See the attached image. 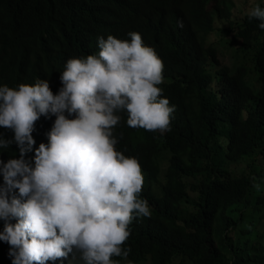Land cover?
I'll use <instances>...</instances> for the list:
<instances>
[{
  "label": "trees",
  "instance_id": "16d2710c",
  "mask_svg": "<svg viewBox=\"0 0 264 264\" xmlns=\"http://www.w3.org/2000/svg\"><path fill=\"white\" fill-rule=\"evenodd\" d=\"M230 1L0 0V86L15 88L41 78L56 94L65 62L98 54L101 36L130 39L128 32H138L161 58L164 83L159 87L170 106H176L171 131L130 128L126 112L119 113L122 119L114 130L121 137L117 150L139 160L141 196L151 210L150 217H136L129 225L127 259L134 264H173L175 259L264 264V244L254 238L257 225H264V175H237L232 168L252 161L250 169L258 156L264 160V30L248 15L232 20ZM257 4L264 7V0ZM217 20L227 26L216 30ZM215 30L222 36L235 32L239 53L253 51L258 90L248 83L246 63H220L214 44H208ZM54 120L41 116L36 121L35 147L48 142ZM0 133L13 137L10 129L0 128ZM19 155L15 143L0 149L5 162ZM247 221L252 228L243 227ZM3 225L0 220V232ZM237 227L243 242L233 239ZM8 253L9 245L0 241V264H12Z\"/></svg>",
  "mask_w": 264,
  "mask_h": 264
},
{
  "label": "clouds",
  "instance_id": "9594fccd",
  "mask_svg": "<svg viewBox=\"0 0 264 264\" xmlns=\"http://www.w3.org/2000/svg\"><path fill=\"white\" fill-rule=\"evenodd\" d=\"M248 16L264 30V7ZM127 36L98 37V54L69 58L56 94L41 78L0 86V128L13 132L0 133V149L15 143L20 152L0 160V241L12 264H120L113 257L128 258L129 225L151 216L139 160L117 150L114 130L126 112L130 128L171 131L176 106L159 87L164 65L155 49L138 32ZM41 116L55 120L48 142L35 147Z\"/></svg>",
  "mask_w": 264,
  "mask_h": 264
},
{
  "label": "rangeland",
  "instance_id": "374dc122",
  "mask_svg": "<svg viewBox=\"0 0 264 264\" xmlns=\"http://www.w3.org/2000/svg\"><path fill=\"white\" fill-rule=\"evenodd\" d=\"M259 0H231L230 1V10L232 11L233 14V18L232 20L235 19H242L243 17H245L246 15H248V12L254 7L256 6V2H258ZM211 9V6H210ZM224 26H227V22H222L217 20L215 22V28L216 30L218 28H222ZM215 30V32L208 38V44L213 43L217 52H218V58L220 60V63L222 65H227L229 67H236V66H240L244 63H246L250 70H249V75H248V83L251 87L253 88H258V82H257V73L254 69V63L252 62V56H253V51L248 52L247 54L245 53H239V47H240V41L236 42L233 40L234 34L235 32H233L232 34L228 35V36H222L221 34H219L217 31ZM258 90V89H256ZM166 153L162 154V156H165ZM166 159V158H165ZM253 160H256V162L253 163L252 167L250 169H248L249 164L252 163V161H244L241 164H235L232 165V168L234 169L235 173L237 175H242L245 172H253L254 176H257V173H261L264 175V160L262 156H258L257 158L254 157ZM165 165V167L167 166V160L163 161V164ZM260 165H263V167L260 169ZM164 174L160 175V180L161 182L164 183L163 177ZM264 177V176H263ZM159 180V177L158 179ZM264 181V178L262 179ZM261 180V185H262V189L264 188V184L262 183ZM156 181H153L152 184H154ZM159 186H161L160 184L156 185L155 188H160ZM260 188V186H259ZM259 188H257L259 190ZM264 192H262L261 194L263 195ZM254 202V200L252 201ZM256 203H254L253 205H255ZM252 208V207H251ZM250 208H246L247 211ZM249 220V219H248ZM251 221V220H250ZM256 225V223H254ZM243 227H249L252 228V225L247 223L243 226ZM237 232H233V239L235 241L241 240V242L244 241V238L241 236L240 232H241V228L237 227ZM256 233L258 234V236L255 234L254 238H257L258 240H260L263 244H264V225L263 224H258L257 228H256ZM259 234H261V236H259ZM240 238V239H239ZM57 264H61V262L58 260ZM63 264H68V260H65L63 262ZM74 264V262H73ZM120 264H129V260L126 259L123 263ZM134 264V263H132ZM173 264H193L189 261H184V263H182L180 261V259H175Z\"/></svg>",
  "mask_w": 264,
  "mask_h": 264
}]
</instances>
